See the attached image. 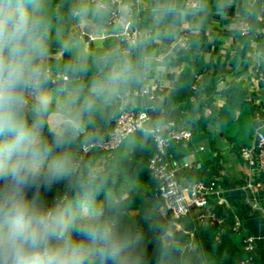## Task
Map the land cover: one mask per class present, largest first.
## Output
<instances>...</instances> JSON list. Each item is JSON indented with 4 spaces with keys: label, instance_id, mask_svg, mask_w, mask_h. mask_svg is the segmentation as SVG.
<instances>
[{
    "label": "crops",
    "instance_id": "0c3cea01",
    "mask_svg": "<svg viewBox=\"0 0 264 264\" xmlns=\"http://www.w3.org/2000/svg\"><path fill=\"white\" fill-rule=\"evenodd\" d=\"M54 1L55 3L50 4L48 9V11L54 12V15L52 16L53 20L51 19L47 23L48 56L45 61L46 68L61 71L66 55L64 47L52 40L53 33L76 37L86 35L88 40L89 36L94 39L89 41L90 47L88 46L87 50L82 45V52H79L78 48L75 52L79 55L80 62L87 67L86 72H79V75L84 78L65 83L63 89L51 87L47 83L46 90L52 99L53 106L57 98L77 89H81V99L89 98L92 106L100 102L110 106L115 103V92L119 90L121 85L115 92L106 93L102 97L90 96V88L94 80L100 79L117 62L113 56L105 66L101 57L108 54L109 50L116 45L113 34L121 29L127 21L140 32V38L134 53L137 57L140 53V60L146 64L148 69L143 70L142 67L143 78L140 85L137 86L147 84L153 88L154 103L158 104L157 108H154L153 113H151L153 125L154 122L161 123L157 126L164 125L171 110H180L181 104L179 103L174 104L168 110L159 107V105L166 97L177 101L178 98L180 99V95H187L190 92L191 85L187 83L182 73L191 68L189 64L192 62H195L198 67L200 66L204 70V75L216 76L219 79L213 104L215 108L220 109L225 102L231 101L229 97H232V91L235 87L242 85L241 87L248 92V85L244 80L253 69L251 63L253 57L250 55L254 50L253 47L259 44V38L264 39V34L261 37L259 35V30L264 28V2L256 15L257 21L262 25L255 32L259 38L256 41H251L244 53L241 51L243 40L235 33L233 24L240 15L248 12L249 7L251 9L257 3L252 5L251 0H229L225 5H221L217 0H199L200 8L197 11H186L183 8L182 0H133L117 9L120 19L112 26H106L104 25L105 21H99L101 17L109 16L108 12H99L100 10L90 6L86 0ZM104 1L107 2L108 0ZM66 4L80 6L79 11L72 20H62ZM88 8L89 10L84 12ZM171 11L185 12V21L181 22L180 26L166 22L163 13ZM86 13L87 15H85ZM180 31L191 33L194 39L190 50L184 53L170 44ZM82 42H84L83 38ZM159 49L168 51L167 61L163 64L167 72L155 75L153 71L154 62L148 56L153 55ZM185 55L189 56V62L183 59ZM240 56H243L244 60L238 59ZM70 63L73 64V62ZM218 67H220V70H218ZM136 75H138L137 68ZM230 81H235L236 86L227 95H223L222 90L229 85ZM66 84L67 87L69 85L68 88ZM125 84L130 85L131 82L127 81ZM185 86L189 87L188 93L179 90ZM249 95L248 107L235 113L234 128L236 130L231 132V135L236 139L239 134V142L254 145V131H252V137L249 139L248 132L243 130L245 125L239 128L237 122L243 115V119L250 124V128L254 127L255 129L257 119L254 112L258 110V102L264 103V92L259 91L256 95L249 93ZM134 101L137 106L142 104V100L139 98H135ZM182 112L188 114L191 119L187 111ZM201 117L204 116L200 110L195 115V119ZM172 118H176L171 119L176 126L188 127V122L181 117ZM204 118L206 119V117ZM80 133H84L83 129ZM143 143L138 136L128 137L117 150L114 159L107 160L103 156L98 158L96 165L102 168L99 173L101 171L106 172L104 169L113 162L114 168L118 163H122L123 167L131 166L132 170L135 169L133 172H136L140 165L138 159L147 154L149 149V146ZM168 158L172 166L176 168L178 178L182 184L194 183L193 178L197 172H202L205 178H211L218 183V186L207 196L204 211L211 212L222 203L227 214L229 212L231 216L239 215L243 222V233L240 236L241 243L242 237L252 236L255 245L253 252L254 264H264V191L247 186L248 170L240 155L234 149V143L230 142L227 132L222 130L218 123L206 124L202 130L192 133V139L189 143H172L168 149ZM132 159H135V161L133 162ZM185 165L188 167H185ZM129 182L128 188L132 183L139 187H150L153 184L152 182L149 183L147 177L139 173H136V176H133L132 179L130 178ZM200 212V209L193 208L188 219L181 222H171L170 224L175 225V230L189 226L190 228L184 230V232L194 240L196 232L199 233L206 227L198 224L196 220L197 214ZM196 248H198L196 244L192 251H188L185 247L181 248V252L185 253L184 257L188 263L195 262L191 252L195 254ZM195 256L198 257L201 263L202 257L204 258L202 251H200L199 256L196 254Z\"/></svg>",
    "mask_w": 264,
    "mask_h": 264
},
{
    "label": "clouds",
    "instance_id": "9594fccd",
    "mask_svg": "<svg viewBox=\"0 0 264 264\" xmlns=\"http://www.w3.org/2000/svg\"><path fill=\"white\" fill-rule=\"evenodd\" d=\"M47 27L39 0H0V264H142L134 241L96 205L94 177L76 179L74 201L49 203L40 195L76 176L66 145L82 131L91 108L81 89L53 106L46 90ZM113 55L101 57L105 66ZM71 71L87 67L80 63ZM131 71L127 63H114L92 82L90 96L115 92Z\"/></svg>",
    "mask_w": 264,
    "mask_h": 264
},
{
    "label": "trees",
    "instance_id": "16d2710c",
    "mask_svg": "<svg viewBox=\"0 0 264 264\" xmlns=\"http://www.w3.org/2000/svg\"><path fill=\"white\" fill-rule=\"evenodd\" d=\"M56 1L61 2V0ZM54 3V0L39 1V11L45 16L47 23L50 22L52 16L54 15V12L48 11L50 4L52 5ZM262 4L263 1H257V3L250 9L249 13L245 14L251 26V33L247 37L242 38L243 48L241 51L244 53L248 49L251 41H256L259 38L255 32L257 29H260L262 25L257 21L256 15ZM88 10L89 8L84 12H87ZM85 15H87V13ZM108 17V15L103 16L99 21H106ZM51 38L54 42L60 43L61 46L64 47V51L66 53L61 68L62 70L60 72L67 75L70 81L84 78L79 75V72L74 73L71 71V66L81 63L80 58L78 57L79 55L75 52L77 48H80L81 51L79 52H82V39L73 35L65 36L57 33H53ZM259 39V45L263 48L264 39ZM193 41L194 39L191 42V46ZM88 46L90 47L89 44ZM115 46L109 50L110 52H108V54L112 53L111 51L115 48ZM134 52L135 51H133V54L130 57L129 66H131L132 71L128 79V81L131 82L128 86L132 89L137 88L139 87L137 85H140L143 78L141 73L142 67L143 70L147 68L146 64L140 60V53L139 57H137ZM183 59L187 62L190 61L189 56L186 55ZM69 61L73 62V64ZM189 65L192 69H188L187 72L184 71L182 75L186 78L187 83L192 85L194 82V75L199 73L204 74V70L201 69L200 66L198 67V64L195 62H192ZM136 68L138 69V75H136ZM259 71L264 74V62H261ZM218 82L219 79L216 76L213 77L205 74V78L199 87V97L196 96L195 102L190 101L193 93L189 92L187 95H180V99L178 98L177 101L166 97L159 107L168 110L174 104H181L180 110L187 111L191 116V119L188 122V127L191 128L192 133L202 130L206 124L218 123L222 127V130L227 132L230 142L232 144L234 143V149L239 154L242 148L250 147L251 145L250 143L242 144L239 142V134L235 139V137L231 135V132H235L236 130L234 128L236 111H243V108L248 107L247 103L249 102L250 95L245 88L241 87L242 85L235 87L232 91L231 101L225 102L224 106L217 109L213 104L217 94ZM142 102L146 103L145 99H143ZM154 102L155 101L153 100L151 105L154 108H157L158 104ZM205 108L211 109L210 116L206 119L204 117L195 119V115L198 114L200 110ZM117 110L116 102L111 106L104 102H100L94 106L91 105V108L83 114L82 120L84 133H79L70 144L66 145V150L72 153L74 159H76L83 145L99 139L106 134L113 118L117 115ZM255 111L256 112L254 113H259L260 117L264 118V113L258 112L257 110ZM26 116L31 122L32 114L30 109L26 111ZM237 124L239 128L244 127L245 125L244 129H242L248 132V137L250 139L252 137V131H255L254 127L250 128V124L243 118H241ZM262 132L264 133V128ZM44 134L50 141L51 137L48 135L46 128L44 130ZM133 135L138 136L142 142L149 146L147 154L138 159L140 165L136 172H133L135 169L132 170L131 166H128L127 168L123 167L122 163H118L114 168V162L111 161L113 163H110L109 167L104 169L106 172L101 171L99 173V171L96 170L97 172L94 173L92 172V168L94 169L96 161L99 157H101V154L99 152H91V157L89 159L86 157L83 164L78 169L76 176H74L71 181L66 180L58 183L51 191L42 189L40 192L41 197L49 203L58 199L74 201L79 194V190L78 188H74L72 184L77 178L87 180L91 175L94 177L92 186L96 193V205L104 208L106 215L114 217L117 220L120 229L123 232H126L134 241V251L141 255L142 264H241L243 260L248 259L250 255L243 250L240 238L243 232L241 231L239 236L231 233L233 216H231L229 212L227 214L224 206L220 205L214 208L211 212L216 216L223 218L224 223L219 228L205 227L199 231V233L197 231L194 235L193 241L204 255V258L202 257V262H199L198 257H196L193 252H191V254L195 262L193 261L192 263H188L186 261L184 257L185 253L181 252V248L188 245L191 241L190 235L184 232V230H187L190 227H182V229L170 232L171 222L169 214L166 213L163 215L159 211H152L150 209V205L145 202V198L155 195L154 184L150 186L151 188L135 186L133 183L129 188L127 187L130 183V178L132 179L133 176L135 177L136 173L147 177L149 183L152 182L148 175L147 162L154 153V143L151 137L145 133H135ZM118 149L113 152L111 158L105 157V159H114ZM132 161L134 162L135 159H132ZM205 164L208 165L207 163ZM193 182H203L207 186L211 187L212 190L218 186V183H216L215 180L205 178L202 172H197L194 175ZM28 195L31 197L33 193L29 192ZM169 232L171 233L172 241L169 244H165L162 241V236ZM76 238L79 239V237ZM250 258L251 259L247 264H254V256L252 255Z\"/></svg>",
    "mask_w": 264,
    "mask_h": 264
},
{
    "label": "built area",
    "instance_id": "2783aa9c",
    "mask_svg": "<svg viewBox=\"0 0 264 264\" xmlns=\"http://www.w3.org/2000/svg\"><path fill=\"white\" fill-rule=\"evenodd\" d=\"M86 1L97 10L107 11L109 17L104 25L112 26L120 19L117 9L133 0H108L107 2L104 0ZM257 1L259 0H251V4L253 5ZM261 1L264 2V0ZM182 3L186 11H197L200 8L199 0H182ZM249 9L250 7L247 13H249ZM233 29L241 38L250 35L251 26L245 14L240 15L235 20ZM263 34L264 28H261L259 30L260 37ZM113 37L116 40V46L111 52L117 60L116 63H127L129 65L130 57L140 38L139 30L132 27L131 23L127 21L121 29L114 32ZM80 38L82 39V35H80ZM93 39V37L89 36V40L83 42L85 50L88 49L89 41ZM192 40L193 36L191 33L180 31L170 44L184 53L190 50ZM253 49L250 55L253 57V59L251 58L253 69L244 81L248 85V93L256 95L259 91L264 92V74L259 71L261 62H264V43L263 48L258 44ZM148 58L154 62L153 71L155 75H161L162 72H167V69L163 65L168 58L167 50L159 49L153 55L148 56ZM47 70L49 73L48 83H56L61 80L65 84L70 81L69 77L60 71H53L48 68ZM204 78L205 75L202 73L194 75V82L190 86V92L193 93V96L190 98L191 102L196 101V93L200 92L199 87ZM152 92L153 88L147 84L133 89L126 84L120 86L114 96L118 109L117 115L113 118L110 127L103 137L81 147L75 159L78 169L83 164L88 153L99 152L101 157L111 158L113 152L128 137L135 133H145L151 137L154 143V153L147 162L148 175L154 184L155 196L159 199L165 212L169 214L170 222L175 223L188 219L192 209L197 208L201 210L196 217L198 224L206 227L219 228L224 223L223 218L216 216L212 212L204 211V208H206V198L212 191L211 187L203 182H194L183 187L178 178L176 168L172 166L168 158V149L171 144L178 142L189 143L192 139V130L189 127L176 126L172 120L166 121L162 126L153 125L150 114L151 110H154V107L151 105V102L154 100V94ZM135 98H139L142 101L145 99L146 103L142 102L140 106H137L134 101ZM257 111L264 113V103L258 102ZM210 114V108L203 109L204 117L207 118ZM255 116L257 125L254 131V141L257 144L242 148L239 155L248 170L247 186L264 191V133L262 132L264 118H261L259 113H255ZM185 167L188 166L185 165ZM242 230L243 222L241 218L239 215H234L232 218L231 233L239 235ZM242 245L243 250L250 256L248 259L243 260L241 264H247L254 252V238L250 235L244 236L242 238ZM194 248L195 243L191 239L190 243L185 246V249L192 251Z\"/></svg>",
    "mask_w": 264,
    "mask_h": 264
},
{
    "label": "water",
    "instance_id": "95a60500",
    "mask_svg": "<svg viewBox=\"0 0 264 264\" xmlns=\"http://www.w3.org/2000/svg\"><path fill=\"white\" fill-rule=\"evenodd\" d=\"M221 5H225L229 0H217ZM66 10L63 11V16H62V20L67 19V20H72V18L74 17V15L79 11L80 6L76 5V4H66L65 5ZM163 17L165 18L166 22L173 24L175 26H180L181 22L185 21V12L183 11H171V12H164L163 13ZM84 42L88 41V36L83 35L82 36ZM238 59L244 60L243 56L238 57ZM218 70H220V67H218ZM230 75V73H228ZM51 87L54 88H59V89H63L64 87V83L63 81H57L56 83H49ZM236 86V82L235 81H230L229 85L222 90V94L223 95H227L228 92L233 89ZM179 90L183 91L184 93H188L189 91V87L185 86L183 88H180ZM196 96L199 97V92L196 93ZM231 99V97H229V100ZM201 113H203V110H201ZM172 117H181L182 119H184L186 122L190 121V117L188 114L180 111V110H176L173 109L170 111L169 115L167 116V121L170 120ZM161 123H156L154 122V125H160ZM206 142V141H205ZM257 144V142L255 141V145ZM87 159H89L91 157V153H88L86 155ZM183 187H186L187 185L184 183L182 184ZM145 202L148 203L150 205V209L152 211H159L160 213H162L163 215L166 214L165 210L163 209V207L161 206V203L159 201V199L157 198V196L152 195V196H148L145 198ZM175 225L172 224L170 226V232L174 231ZM166 233L162 236V241L165 244H169L172 241V236L171 233ZM195 254L197 256H199L200 251L199 248L195 249Z\"/></svg>",
    "mask_w": 264,
    "mask_h": 264
},
{
    "label": "rangeland",
    "instance_id": "374dc122",
    "mask_svg": "<svg viewBox=\"0 0 264 264\" xmlns=\"http://www.w3.org/2000/svg\"><path fill=\"white\" fill-rule=\"evenodd\" d=\"M79 51H81L80 48H79ZM151 113H153V110H151L150 114H151ZM242 114H243V113H242ZM243 117H244V116L242 115V118H243ZM251 130H252V129H251ZM101 169H102V168H99L98 165H96V166L94 167V169L92 168L93 171H92V170H91V171L95 173V172H97V171H100ZM96 170H97V171H96Z\"/></svg>",
    "mask_w": 264,
    "mask_h": 264
}]
</instances>
